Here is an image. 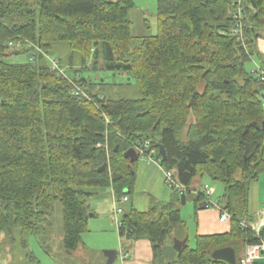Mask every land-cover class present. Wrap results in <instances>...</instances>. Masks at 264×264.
Returning <instances> with one entry per match:
<instances>
[{"label": "trees", "instance_id": "trees-1", "mask_svg": "<svg viewBox=\"0 0 264 264\" xmlns=\"http://www.w3.org/2000/svg\"><path fill=\"white\" fill-rule=\"evenodd\" d=\"M243 1L236 20L234 0H158L157 34L136 39L134 0H0V234L51 238L59 202L71 255L88 231L90 200L103 190L118 201L133 193L140 159L132 151L149 141L177 185L169 202L123 215L120 238L149 240L152 264H229L212 256L224 248L240 264L264 239V229L257 236L242 226L255 221L249 191L264 174V81L245 68L257 56L264 69V0ZM58 43L78 52L82 69L67 75L46 64ZM22 50L30 60L12 63ZM100 59L134 79L142 98L88 90L81 71ZM204 177L224 186L218 203L231 228L197 235L191 247L181 213L190 200L196 211L213 207L192 191Z\"/></svg>", "mask_w": 264, "mask_h": 264}, {"label": "rangeland", "instance_id": "rangeland-1", "mask_svg": "<svg viewBox=\"0 0 264 264\" xmlns=\"http://www.w3.org/2000/svg\"><path fill=\"white\" fill-rule=\"evenodd\" d=\"M135 8L132 10L130 18L132 21V35L136 39L149 35H155L158 32V0H134ZM230 10L233 17L234 11L240 5L236 0ZM243 4V0H240ZM243 15V13H242ZM244 27V24H243ZM262 42V45H261ZM260 49L264 55V38L260 41ZM12 48H15L13 45ZM16 49H22L17 47ZM10 58L12 63H27L30 60V54L25 50L19 51ZM19 53V54H18ZM59 59L61 64L56 60ZM46 64L58 70L61 74H73L74 70L82 69L83 61L78 52L72 50L65 43L56 44L45 58ZM55 62H57V67ZM264 62V58H263ZM262 61L253 57L245 64L248 72H254L261 68ZM81 77L87 81L85 86L92 93L111 100H137L142 98L143 93L139 84L126 74L111 72L105 69L102 59L95 64L94 60H89L86 69L81 71ZM81 89V87H80ZM82 91V89H81ZM82 91L81 94H83ZM214 187H222L219 182H212ZM217 189V188H216ZM215 190V198L220 197L219 190ZM104 191V190H103ZM91 204V202H90ZM182 219L189 229L194 230L195 213L194 202L190 200L182 208ZM91 219V218H90ZM96 219L89 220V228L82 235V244L78 250L71 255L64 251L62 247L63 239V215L62 205L55 204L53 214V232L52 236L43 235L39 240L33 235H20L18 233L8 236L0 234V262L2 264H108V258L105 252L108 250H122V243L118 242L117 232L102 231L97 228ZM190 232V230H189ZM190 236L189 245L195 246V234L188 233ZM49 251V253L47 252ZM116 264H121L119 259Z\"/></svg>", "mask_w": 264, "mask_h": 264}, {"label": "crops", "instance_id": "crops-1", "mask_svg": "<svg viewBox=\"0 0 264 264\" xmlns=\"http://www.w3.org/2000/svg\"><path fill=\"white\" fill-rule=\"evenodd\" d=\"M212 182L214 181L208 177L199 179L193 186L192 191L195 193L207 186L212 192L210 196L211 200L219 204V200L217 199L220 197L215 198L214 189L217 188L221 197H223L224 186L223 189L222 187H214V184H211ZM172 196L173 189L166 181L165 169L163 166L156 162H148L145 160L139 161L138 163L136 184L133 193L127 196L128 201L120 203V207L123 209L122 215L116 217L113 213L115 208V197L110 190L100 191L97 196L90 200L91 204L90 202L89 204L92 209V216L90 215V218L98 221L97 228L102 231L116 230L118 242L120 241L122 246L125 245L124 251L128 253V256L122 258L119 252L117 261L120 259L121 264H152L154 255L150 241L145 239L138 241L121 239L118 234L117 220H121L123 215L130 212L132 209L147 211L154 201L169 202ZM249 210L255 221L259 222L262 220L264 222V174L261 175L257 181L252 182L250 186ZM222 211L220 204L218 207L199 211H196L194 206L195 227L194 230L191 231L187 226L188 233L193 232L196 238L197 235H212L229 232L231 228L230 219L221 221ZM188 239V242H190L189 234ZM0 264L2 263L0 262ZM256 264H264V259Z\"/></svg>", "mask_w": 264, "mask_h": 264}, {"label": "built area", "instance_id": "built-area-1", "mask_svg": "<svg viewBox=\"0 0 264 264\" xmlns=\"http://www.w3.org/2000/svg\"><path fill=\"white\" fill-rule=\"evenodd\" d=\"M236 4L240 5L234 11V15H233V18L237 20V19L242 18V9H243L242 5L243 4L241 3L240 0H236ZM11 45H13V44L11 43ZM55 64H56L55 67H57V62H55ZM256 71H259L258 75L260 76L261 80L264 81V69L259 68ZM73 93L75 95H79L82 93V91H81L80 87L75 86L73 89ZM133 150L137 153L140 161L147 160L148 162H156L158 164H160V162H161L160 160H157V158H156L157 152L155 149L151 148L149 141H146L143 143H138V144L134 145ZM165 177H166V181H167V183H169V185H171V186L177 185L175 180H174V176H173L172 171L165 170ZM201 192L205 193L208 196L212 195L210 188L207 186H205L201 190ZM210 199H211V197H210ZM126 201H128L127 196H124L120 201H118L115 198V208H114L113 213L116 217L123 214V209L120 207V203H124ZM210 202L212 203L213 207L219 206V204L214 203L212 200ZM229 219H230V216H229L228 212L222 211L221 221H227ZM121 225H122L121 220H117L118 229L120 228ZM242 226L245 228H247V227L250 228L257 236H260L262 234L263 229H264V222L262 220L259 222H257V221L243 222ZM120 253H121L122 258H125L128 256V253H125L123 246H122V250L120 251ZM262 259H264V239H262V242L259 244H252V245L247 246L246 253H245L244 257L242 258L240 264H256L259 261H261Z\"/></svg>", "mask_w": 264, "mask_h": 264}, {"label": "water", "instance_id": "water-1", "mask_svg": "<svg viewBox=\"0 0 264 264\" xmlns=\"http://www.w3.org/2000/svg\"><path fill=\"white\" fill-rule=\"evenodd\" d=\"M16 54H17V52H14V55H16ZM159 150H160L161 157L163 159H165L166 158V151H165L164 147L161 146L159 148ZM132 154L134 157L136 156V159L138 158L134 151H132ZM118 178H119V176L114 175V180H117ZM91 216H92V214H91ZM184 245H185L184 242L175 240V249L177 251H181V248ZM105 255L108 258V264H115L117 259H118V256H119V251L108 250L105 252ZM212 256L215 260L225 261L229 264H236V253H235L234 249H232V248L219 249V250L215 251Z\"/></svg>", "mask_w": 264, "mask_h": 264}]
</instances>
